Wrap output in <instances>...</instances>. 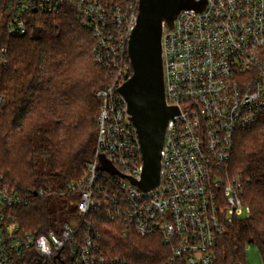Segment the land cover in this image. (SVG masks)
<instances>
[{"label":"built area","instance_id":"obj_1","mask_svg":"<svg viewBox=\"0 0 264 264\" xmlns=\"http://www.w3.org/2000/svg\"><path fill=\"white\" fill-rule=\"evenodd\" d=\"M3 3L11 37L28 33L33 14L73 10L92 33L94 61L110 82L96 92L101 110L92 159L84 176L59 193L77 197L73 227L24 232L17 210L30 200L0 175V264H119L101 249L102 222L120 227L123 240L131 233L160 237L170 253L166 264H214L229 225L252 216L243 199L246 183L230 175V165L237 136L264 118V0H207L203 13L183 11L173 30L165 28L167 101L180 114L168 126L160 187L149 193L100 167L104 158L121 175L141 180L138 134L119 92L133 75L128 46L140 0L125 6L104 0ZM49 195L40 190L37 197Z\"/></svg>","mask_w":264,"mask_h":264},{"label":"trees","instance_id":"obj_2","mask_svg":"<svg viewBox=\"0 0 264 264\" xmlns=\"http://www.w3.org/2000/svg\"><path fill=\"white\" fill-rule=\"evenodd\" d=\"M104 2L125 6L127 0ZM27 19L28 33L11 37L0 16V175L30 200L17 210L24 232L45 234L57 231V212L66 216L77 200L59 193L84 176L92 159L101 110L96 92L110 81L107 70L94 61L92 33L73 10ZM230 175L246 183L243 199L252 216L229 225L214 264H247L251 245L264 264V118L237 136ZM40 190L50 195L35 197ZM100 230L104 255L119 264H166L169 258L160 237L131 233L123 240L121 228L107 222Z\"/></svg>","mask_w":264,"mask_h":264},{"label":"water","instance_id":"obj_3","mask_svg":"<svg viewBox=\"0 0 264 264\" xmlns=\"http://www.w3.org/2000/svg\"><path fill=\"white\" fill-rule=\"evenodd\" d=\"M206 7L207 0H140L138 22L128 46L133 75L119 92L127 102L131 122L138 134L143 159L141 180L121 175L104 158L100 167L112 175L129 179L145 193L160 187L168 126L180 114L179 109L169 106L167 101L162 46L164 30H173L183 11L203 13ZM34 195L37 197L38 193Z\"/></svg>","mask_w":264,"mask_h":264},{"label":"rangeland","instance_id":"obj_4","mask_svg":"<svg viewBox=\"0 0 264 264\" xmlns=\"http://www.w3.org/2000/svg\"><path fill=\"white\" fill-rule=\"evenodd\" d=\"M3 6H4V3L3 2L0 3V9H1L0 15L2 16L4 20V24H5L7 17H6V13L3 12ZM62 208H65V206L63 205ZM53 209L55 211H58V204L55 202L53 203ZM70 209L72 211L75 210V213H77L76 204L74 203L69 204V209L66 213L67 214L66 216H63L64 215L63 212H59V213L57 212L56 218L58 219V221H57L56 229L58 230L59 228L61 229L65 224H70L73 227L77 223L75 221H77L78 213L72 216V214L68 213ZM246 255H247V264H263L260 251L256 246L254 245L248 246L246 250Z\"/></svg>","mask_w":264,"mask_h":264}]
</instances>
